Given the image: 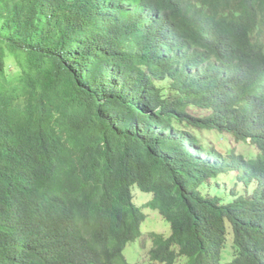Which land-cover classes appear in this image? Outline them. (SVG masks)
Instances as JSON below:
<instances>
[{
	"label": "trees",
	"instance_id": "obj_1",
	"mask_svg": "<svg viewBox=\"0 0 264 264\" xmlns=\"http://www.w3.org/2000/svg\"><path fill=\"white\" fill-rule=\"evenodd\" d=\"M158 5L169 48L142 30ZM226 132L240 152L225 157ZM91 141L165 186L148 206L169 234L117 212L84 168L52 171L51 192L46 156ZM134 242L143 264H264V0H0V264H136Z\"/></svg>",
	"mask_w": 264,
	"mask_h": 264
},
{
	"label": "clouds",
	"instance_id": "obj_2",
	"mask_svg": "<svg viewBox=\"0 0 264 264\" xmlns=\"http://www.w3.org/2000/svg\"><path fill=\"white\" fill-rule=\"evenodd\" d=\"M104 5L117 7L123 2H131L132 0H95ZM139 3L136 2L131 6L132 11H139ZM167 18L163 7L158 5L148 21L143 25V33L148 41H155L157 35L165 31L168 39L167 45L159 47L169 48L172 44V38L167 34ZM190 128V127H189ZM188 128V129H189ZM93 146V149L86 148ZM166 151L158 152L155 156H162ZM86 156H89L86 158ZM75 164L77 166H69ZM46 166H44L43 180L52 191H60L55 186L54 179L51 176L52 171L64 174L75 175L84 168L85 180L87 184L112 207L118 209L117 212L136 211L146 212V209H152L148 206L149 202L154 198L156 190L162 189L163 184H153L149 189H143L136 182H132V175L127 170L120 167L116 161V157L112 156L110 147L102 148L89 142L83 152L77 158H71L64 153H53L46 156ZM224 182V181H223Z\"/></svg>",
	"mask_w": 264,
	"mask_h": 264
},
{
	"label": "rangeland",
	"instance_id": "obj_3",
	"mask_svg": "<svg viewBox=\"0 0 264 264\" xmlns=\"http://www.w3.org/2000/svg\"><path fill=\"white\" fill-rule=\"evenodd\" d=\"M164 87H161V96L164 97ZM189 131H191V128H189ZM207 139L209 140V146L211 144V138L214 137L212 133H207L206 134ZM220 140L214 141V147L217 152H221L225 157L229 153L230 148H234L235 152L239 153L240 152V147L237 145L235 142L234 138L231 137L230 134L227 132L225 133V140L223 142V146H221ZM222 184V183H221ZM223 189L226 191H229L231 189H235L236 191H245L246 189L244 187H241L240 185H237V183L232 182H223L222 184ZM146 213L148 215L147 220L144 222L142 225V231L144 232H158V233H164V234H169V225L165 223L162 218L158 215H155L150 209H146ZM150 243L147 244L149 247ZM146 250H140L139 245L137 242H134L132 245H129L125 252V256L128 259L129 262L131 263H136V264H143L142 262V257L146 254Z\"/></svg>",
	"mask_w": 264,
	"mask_h": 264
}]
</instances>
